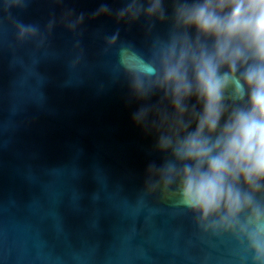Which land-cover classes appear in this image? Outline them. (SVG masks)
<instances>
[{
  "label": "water",
  "instance_id": "1",
  "mask_svg": "<svg viewBox=\"0 0 264 264\" xmlns=\"http://www.w3.org/2000/svg\"><path fill=\"white\" fill-rule=\"evenodd\" d=\"M105 2L123 6L26 0L6 11L0 0V264H250L161 192L142 194L163 157L132 121L140 105L119 78L118 49L125 40L147 54L150 41L142 21L93 19ZM69 13L85 15L75 30ZM21 24L37 37L20 41Z\"/></svg>",
  "mask_w": 264,
  "mask_h": 264
},
{
  "label": "clouds",
  "instance_id": "2",
  "mask_svg": "<svg viewBox=\"0 0 264 264\" xmlns=\"http://www.w3.org/2000/svg\"><path fill=\"white\" fill-rule=\"evenodd\" d=\"M25 3L5 0V10ZM121 3L115 12L101 3L92 18L142 21L150 41L144 54L119 27L108 39L109 48L120 40L118 75L140 105L132 121L163 157L149 163L142 194L161 192L204 234L228 236L250 264H264V0ZM70 16L71 30L85 19ZM17 31L20 41L38 35L33 25Z\"/></svg>",
  "mask_w": 264,
  "mask_h": 264
}]
</instances>
